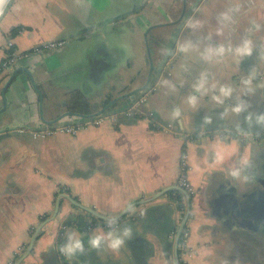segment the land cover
I'll list each match as a JSON object with an SVG mask.
<instances>
[{
  "label": "crops",
  "instance_id": "crops-1",
  "mask_svg": "<svg viewBox=\"0 0 264 264\" xmlns=\"http://www.w3.org/2000/svg\"><path fill=\"white\" fill-rule=\"evenodd\" d=\"M195 1L185 0L190 15L162 73L138 99L142 112L119 116L115 122L104 118L75 135L43 138L17 128L46 127L45 121L67 110L96 111L105 105L106 93L113 98L142 84L149 70L144 33L147 30L157 61L176 25L170 22L181 14L184 0H11L0 14V61L10 36L16 47L28 50L43 41H64L30 54L8 75H0V108L2 86L13 70L27 67L37 87L20 71L6 90L7 107L0 113V128L5 127L0 131V264L16 262L38 225L52 215L57 199V215L41 227L20 264H178L170 234L178 229L185 210L179 189L136 204L135 214L118 218L133 229L132 238L118 252L90 250L68 259L58 251V237L63 243L64 229L74 227L86 241V234L103 223L75 208L64 194L102 214H119L128 203L176 186L182 152L187 153V175L197 192L191 196L187 219L194 254L186 260L177 249L179 261L264 264V231L245 229L234 220L243 218L241 212L255 203L263 188L264 146L259 142L264 139V126L256 124V116L264 114V75L259 77L264 69V0H200L196 5ZM222 13H228L229 19H223ZM105 19L109 21L102 26ZM253 22L261 25L259 31ZM151 25L155 26L149 29ZM19 27L25 30L17 34ZM250 28L256 48L252 56L240 58L230 49ZM186 43L192 45L188 51L180 47ZM218 45L229 50L205 59V49ZM253 69L254 91L244 94L243 80ZM202 74L208 80V91L203 93L194 87ZM221 85L231 86L233 93L218 104L213 96ZM37 90L42 93L41 106ZM72 93L88 104L78 108L70 99ZM191 95L197 97L195 106L188 103ZM237 98L247 105L239 114L231 111ZM110 106L102 115L111 113ZM174 108L180 109L179 117H172ZM249 113L251 125L245 119ZM205 117H210L209 123ZM69 119L74 116L62 122ZM214 144L220 145L219 158ZM246 154L251 156L256 182L245 190L244 184L230 183L229 174L242 167ZM90 221L94 225L86 229Z\"/></svg>",
  "mask_w": 264,
  "mask_h": 264
},
{
  "label": "clouds",
  "instance_id": "clouds-1",
  "mask_svg": "<svg viewBox=\"0 0 264 264\" xmlns=\"http://www.w3.org/2000/svg\"><path fill=\"white\" fill-rule=\"evenodd\" d=\"M222 18L227 20L229 19L228 13H222ZM254 23V30L259 31L261 25L258 23ZM253 29L248 30V34L235 46L234 49H230L236 56L240 58L252 56L255 48L256 41L252 38ZM191 43H186L181 45L180 47L184 51H188L191 47ZM223 45H218L216 47H208L204 51V58L211 59L214 56H223L226 51ZM255 76V69H253L252 73L248 76L247 79L243 80L244 94L250 93L254 91L252 86V80ZM208 83L207 77L202 74L201 79L194 85V87L200 92H207L206 84ZM213 88H216L217 85L213 84ZM218 95H214L213 99L218 104H223L224 100L228 97L232 96L233 89L228 85H221L218 88ZM197 102V97L195 95H191L188 97V103L192 106H195ZM247 108L246 103L237 98V103L231 108V111L234 113H241L245 111ZM226 113H222L221 115H225ZM181 115L179 108H174L172 111V117L176 118ZM246 121L251 125L252 123V113H249L246 116ZM210 122V117H205V123ZM256 124L264 126V114H260L256 116ZM214 151H216L217 157L219 158L221 155V149L219 144L213 145ZM241 168L231 170L229 176V182L233 184H252L256 182V174L250 169L253 167L252 160L250 155H245L241 161ZM123 211L129 215L135 214L137 211L136 206L132 203H128ZM143 215V212H141ZM117 214H103V223L96 224L94 228L90 232H88L87 240L84 239V233L78 228L67 227L64 229L65 240L63 243L59 245L58 251L66 258L72 259L79 255L85 254L87 251L95 250L97 252L102 249H110L113 252H118L121 248L126 245V242L130 240L133 236V229L128 224H122L121 220L118 219ZM55 238H53L54 241Z\"/></svg>",
  "mask_w": 264,
  "mask_h": 264
},
{
  "label": "water",
  "instance_id": "water-1",
  "mask_svg": "<svg viewBox=\"0 0 264 264\" xmlns=\"http://www.w3.org/2000/svg\"><path fill=\"white\" fill-rule=\"evenodd\" d=\"M199 1L200 0H196L195 5ZM2 3L3 4L1 5L0 14L4 11L6 6L9 4V0H2ZM189 15H190V10L186 11L185 0H184V6H183L181 14L179 15V17L177 19L170 22V23H176V25L173 27V30L171 31L170 36L168 37L167 43L164 44L165 53H164L162 59H160L158 62H156V63L154 62V60L152 59V54H151L150 48H149V46H147L148 59H149V70L147 73L146 80L142 84H140L136 87H133L129 90H126L123 93L116 95L115 97L111 98L103 107H101L100 109H98L96 111H93L90 113L78 112V111H73V110L64 111V112L60 113L58 116H56L55 118L50 119L49 121H45L48 124V126H52L55 123L62 122V119L67 117V116L68 117L74 116V120L69 119L67 121H63L64 123H76L80 120H85L87 118H93L96 116H100L103 114V112L107 109L108 106H110L115 101H118L121 99L127 100V102H129L130 105H133L134 102L138 101V99L146 92V90L149 89V87L155 83V81L157 80L159 75L162 73L167 60L169 59L171 53L174 50L175 40H176L177 34L180 30V27L182 26V24L184 23V21L187 19V17ZM108 21H109V19H105V20L101 21V25L105 26V24ZM155 25H161V24H155ZM155 25H151L149 28H151ZM22 70L25 71L26 75L29 77L32 84L36 87V84L32 78L31 72L29 71V69L27 67H23V68L20 67V68L13 70L11 72V74L9 75V77L7 78V80L5 81V83L1 89L2 107L0 108V113L3 110H5V108L7 107V101H6V95H5L7 88L9 87V85L13 81H15L17 79L18 73ZM37 91L39 93V99H40L39 104L41 106V104H42V93L40 90H37ZM40 109L42 111V108H40ZM40 115H41V119L43 120L42 112H40ZM4 129H5V127H1L0 131L4 130ZM259 143L262 146H264V139H262V141ZM260 180L262 183L264 182L263 179H260ZM251 185L252 184H244L245 190H246V188H248ZM237 186H239V185L237 184ZM235 187H236V184H235ZM171 189H179L185 197V211H184V215L182 217V220L178 226L177 234H176V238H175V244L177 245L180 233H181L182 229L184 228L188 217L191 214V196L187 193V191L184 188H182L181 186H178V185L170 186L168 188L162 189L161 191H159L158 193L153 195V197H150L148 199H139V200L135 201L133 204L136 205V204L148 201L149 199L158 197L161 194H163V193H165ZM63 197L68 199L75 208L80 209L82 211H85L87 213H91L92 215H94L98 219H103L102 213L98 212L97 210L93 209L92 207H88V206L82 204L76 197H74L70 194H64ZM260 197H262L261 192H260V196L258 198H260ZM229 202H230L229 207L231 208L230 198H229ZM59 205H60V201H59V199H57L52 215H50L49 217L44 219L38 225V227L35 229L34 233L31 235V238L29 240V243H28L26 249L24 250L22 255L16 260V262L14 264H20L21 261L31 252L33 245H34V242H35L37 235L39 233V230L41 229V227L46 222L52 220L57 215L58 210H59ZM241 213H243V215H244L243 218L240 219L239 217H235L234 218L235 222L239 223V225L245 229H250L253 231H263L264 230V195L262 198H260V202L258 200H255V203H252L251 205H249L246 208V210L244 209ZM124 214H125V212L121 211L119 214H117V215H119L118 218ZM67 219L70 221L72 219V215H69L67 217ZM75 220L77 223H79L80 217L79 216L76 217ZM227 220H230V219H227ZM176 256H177L178 264H182L178 259L177 248H176Z\"/></svg>",
  "mask_w": 264,
  "mask_h": 264
},
{
  "label": "built area",
  "instance_id": "built-area-1",
  "mask_svg": "<svg viewBox=\"0 0 264 264\" xmlns=\"http://www.w3.org/2000/svg\"><path fill=\"white\" fill-rule=\"evenodd\" d=\"M25 29L23 27H19L16 29V33L20 34L24 31ZM64 43L63 40L61 39H54V40H48V41H43L41 43H38L37 45L33 46L31 49H19L14 45L13 42V37H9L7 41L5 42V50H4V56L0 61V75L1 76H6L8 73L16 66V64L23 58L28 57L30 54L35 53H43L46 50H49L51 48L59 47ZM264 75V69L259 73V77H263ZM140 101V100H139ZM139 101L134 102L133 105H131L129 108L120 111L124 115H132L135 113L142 112L138 108V104L140 103ZM117 114L118 113H109L107 115H100L96 116L93 118H87L85 120H80L76 123H55L52 126H46L40 129H28L26 127H18L17 130L19 132L23 133H29L32 137L35 138H43L49 135H53L56 133H66L70 135H75L79 132L80 129L86 127L87 125L94 124V125H99L101 122L104 120V118H109L112 121H116L117 119ZM145 116H148L147 113H143ZM181 160L179 161V167H180V172L178 175L177 179V185L181 186L184 188L187 193L192 196L195 193V187L191 183V181L188 178L187 175V170H188V162H187V154L186 153H181ZM183 209L181 211L180 217H179V222L182 220L183 217ZM94 225L93 221L87 222L85 225L86 229H90ZM177 234L176 228L172 229L171 231V238L175 239ZM59 235H63V231H59ZM189 235V229L187 226V222L182 229L178 242H177V249L181 252L185 251L187 246V236ZM62 243V237H58V245ZM186 264V263H183Z\"/></svg>",
  "mask_w": 264,
  "mask_h": 264
},
{
  "label": "trees",
  "instance_id": "trees-1",
  "mask_svg": "<svg viewBox=\"0 0 264 264\" xmlns=\"http://www.w3.org/2000/svg\"><path fill=\"white\" fill-rule=\"evenodd\" d=\"M70 99L72 101H74L76 105L80 106L78 108H81L82 106L88 104L85 98H83L82 96H79V95H75L73 93L71 94ZM110 99H111V96H108L107 99L103 101V103L106 104ZM117 103H118V105H116ZM130 106L131 105L129 104V102H127V100L121 99V100L115 101L113 104H111V106L109 107V110H111V111H109V112L118 113L117 114L118 117L119 116H127V115L122 114L120 111L125 110V109L129 108ZM81 109H83V108H81ZM135 114H137V113H135ZM132 115H134V114H132ZM132 115H129V116H132ZM93 219L97 220L96 217H93Z\"/></svg>",
  "mask_w": 264,
  "mask_h": 264
},
{
  "label": "rangeland",
  "instance_id": "rangeland-1",
  "mask_svg": "<svg viewBox=\"0 0 264 264\" xmlns=\"http://www.w3.org/2000/svg\"><path fill=\"white\" fill-rule=\"evenodd\" d=\"M10 1L11 0H9V2ZM144 37H145V41L147 42V44H146V50H147V46H149V44H148V38H147L145 33H144ZM147 53H148V50H147ZM108 96H112V93L111 92L106 93L104 100H106ZM182 153H186V152H182ZM181 156H182V154H181ZM181 156L179 158V161L181 160ZM196 192H197V189L195 187V193L192 196H194L196 194ZM188 229H189V235L187 236V244H186L187 248L185 251L181 250V254L185 257L186 260H187V258L189 259L194 254L193 249L189 248V237H190V227L189 226H188Z\"/></svg>",
  "mask_w": 264,
  "mask_h": 264
},
{
  "label": "flooded vegetation",
  "instance_id": "flooded-vegetation-1",
  "mask_svg": "<svg viewBox=\"0 0 264 264\" xmlns=\"http://www.w3.org/2000/svg\"><path fill=\"white\" fill-rule=\"evenodd\" d=\"M150 29V28H149ZM145 34L147 35V30L145 31ZM150 48V47H149ZM150 51H151V49H150ZM164 53H165V49H164V51H163V53H162V55L157 59V61H154L155 63L156 62H158L160 59H162V57H163V55H164ZM152 54V53H151ZM152 59H153V57H152ZM262 185H263V188H262V190H261V193H262V197H263V195H264V182L262 183ZM255 192H253L250 196L252 197V198H254L253 196V194H254ZM262 197H260V198H262ZM256 198V197H255ZM260 198H258V199H254V201L255 200H258L259 202H260ZM185 211V210H184ZM183 215H184V212H183ZM264 231V230H263Z\"/></svg>",
  "mask_w": 264,
  "mask_h": 264
},
{
  "label": "bare ground",
  "instance_id": "bare-ground-1",
  "mask_svg": "<svg viewBox=\"0 0 264 264\" xmlns=\"http://www.w3.org/2000/svg\"><path fill=\"white\" fill-rule=\"evenodd\" d=\"M3 3H2V0H0V9H1V5H2Z\"/></svg>",
  "mask_w": 264,
  "mask_h": 264
}]
</instances>
